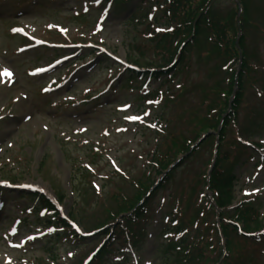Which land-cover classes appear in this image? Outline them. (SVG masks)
<instances>
[{
	"label": "rangeland",
	"instance_id": "rangeland-1",
	"mask_svg": "<svg viewBox=\"0 0 264 264\" xmlns=\"http://www.w3.org/2000/svg\"><path fill=\"white\" fill-rule=\"evenodd\" d=\"M76 1L0 0V68L12 70L14 81L10 88L0 83V179L18 185H34L52 196H62L63 213H71L84 231L90 232L94 229L91 227L104 217L105 211L115 207L111 196H130L135 188L132 182L141 179L142 174L151 168L152 153L168 150L169 133L184 135L183 140L192 138V131L201 123L198 115L204 109L201 99L213 100L217 97L220 90L213 92V86H221L225 76L223 70H216L220 59L216 58L213 47L203 46L200 51L194 48L187 55L168 90L166 84L159 86L160 79L145 82V79L139 78L131 84L125 82V85L119 86L125 73L118 78V82L111 84V78H115V74L121 70L112 65L110 60H105L104 64L97 67L100 58L107 54L120 60L125 59L127 53L139 58L141 53L144 59L150 60L151 31H146V26L150 23L149 16L152 21L156 19L157 24L163 23V8L159 6L162 5L161 1L125 0L127 2L124 4L108 5L112 16L104 24L102 33L93 38H89L92 36L93 24L84 18H74L72 8L76 7L80 13L78 2L82 0ZM212 1L210 11L220 14L221 18L234 10L235 0ZM245 1L248 5V18L244 42L252 72L248 76L236 120L227 129L222 149L231 156L239 155V138L259 146L258 152L246 147L241 157L244 160L242 166L234 170L239 176V182L234 190L233 202L236 204L255 195L254 206H258L259 211L264 213V164L255 168L256 162L264 158V0ZM136 7H139L140 21L145 16L146 23L134 31L136 29L122 26L120 22ZM21 12L26 13L18 18V23L23 24L36 37L65 44L94 41L104 45L96 47L100 50L96 54L87 55L89 51L84 50V62L71 63L62 69L66 72L74 69V76L68 86L52 93L51 97L58 96L59 100L51 99L50 104L46 100L48 97H42L39 93V88L48 78L31 79L26 77V72L52 60L54 52L38 49L32 54L17 57L14 49L20 45L19 42L7 38L14 24L10 20H14V13ZM56 24L66 29L64 35L55 31ZM155 26L154 23L153 30ZM70 51L72 49L59 53L65 55ZM205 52L206 55L209 53L208 57ZM38 57L40 59L37 61ZM143 63L140 61V64ZM108 83L111 89L106 88L108 92L92 104L72 109L70 104L64 102L70 98L67 97L70 91L76 92L73 101L81 102L85 96L103 90ZM85 89L90 92L86 94V91L83 92ZM154 89L168 91V95L164 100L150 103L141 99ZM56 101L59 102L58 107L53 104ZM125 104L127 107L123 109ZM56 112L58 118L53 119ZM130 116H139L141 119H126ZM7 128L8 132L5 133ZM211 150L208 144L202 146L196 156L179 167L166 186L158 190L152 199L145 221L141 223V226L147 228L145 237L138 243L141 264H160L161 254L159 256L154 251L165 242L164 237L156 236L160 229L157 226L161 222L158 221L159 216L168 227L175 221L195 216L197 221L194 227L208 229L212 225L214 219L206 212V197L202 196L207 191L204 175L212 157ZM178 159L181 160L182 156ZM87 166L90 172L85 174L79 170ZM78 170L84 176L77 173ZM89 181L101 188V191L96 189L94 192L93 187L87 183ZM22 194L13 192L7 197L14 203V213L19 208L30 207L34 210L39 206L37 199L27 197L30 194ZM11 212L8 206L0 221L7 220ZM41 215L44 216L43 213ZM16 216L21 217L23 223L30 224L27 226L21 223L16 241L32 230L34 235L42 232L41 237L45 238L51 234V229L38 226L33 229L32 223L37 219L34 212H25L23 216L19 212ZM103 237L98 235L75 243L67 238L54 240L51 256L42 254L41 246L45 244L41 243L42 240L38 241V237L36 241L25 245L24 249L15 251L6 248L0 240V264H80L102 242ZM174 238L169 235L166 240L174 241ZM123 240V235L116 237L112 249L100 258L98 264H134L132 258L122 263L123 254L129 252ZM213 242L215 248L218 247L217 242ZM235 246L246 249L241 250V253L247 258L243 255L240 261L232 255L231 264H264V240L252 245L239 242ZM160 248L162 252L164 249L162 246ZM233 249V254L237 253V248L233 246ZM168 261H173V258Z\"/></svg>",
	"mask_w": 264,
	"mask_h": 264
},
{
	"label": "trees",
	"instance_id": "trees-1",
	"mask_svg": "<svg viewBox=\"0 0 264 264\" xmlns=\"http://www.w3.org/2000/svg\"><path fill=\"white\" fill-rule=\"evenodd\" d=\"M167 1L169 5V15L171 16V21H175L174 28L168 34L160 35L155 40L154 53L159 55L161 59H158L157 63H160L157 67H167L171 61L177 55V50L180 46L185 43L182 50V55L180 62L185 60V54L188 52V49L197 47L198 45L207 44L208 39L213 45V52H217L219 57L223 59L222 62H227L238 60L240 52L242 55V65L238 77V91L236 93L232 110L234 116V110L239 107L243 96V86H242V76L246 75L249 71L248 69V56L244 48V39L240 37L238 45L235 44V39L237 36V24L239 23L241 32L244 30L246 20H247V10L248 6L246 3H242L243 14L236 21V10H231L226 13L223 18H221L217 13H212L210 11V2L209 0H164ZM131 23V22H130ZM133 24V23H132ZM130 24V25H132ZM135 27L136 25H132ZM218 57V56H217ZM134 63H137V60H132ZM217 70V67H216ZM235 76V71L230 74V84H228L225 92V99L222 102L223 107L228 105V96L233 92L234 82L232 81ZM219 86H213L212 91L216 92ZM225 89V90H226ZM224 90V91H225ZM206 110L207 115H210L212 111H215V108L218 107L219 103L210 102ZM222 111L219 109L215 111L211 116L205 118L201 122L198 131L195 133L194 139H197L200 133L207 132V130L216 131L219 125ZM229 115V114H228ZM229 116H226L224 121V126L221 129L219 136V146L222 147V142L224 139V133L226 131V126ZM193 139V140H194ZM211 138L209 137L205 143L209 142ZM189 152V144L186 143V140H183L181 137H174L170 139V148L164 154H156L153 157L154 162L156 163L157 168L155 172H163L169 165L173 163L174 158L182 153L188 154L187 157L182 161H187L194 152ZM181 162V163H182ZM229 163V158L226 153H218L215 167L210 176V190L213 193L214 202L218 208L223 209L219 213L218 217L220 219V228L223 233V236L226 240V249L227 254L236 256V254H241V250H244L240 247H236L235 244L241 242L237 240L238 231L237 229L224 222L228 220L231 222H238L242 226V232L245 234H253L255 232L261 231L264 229V221L261 219L260 214L251 206H248L246 203L238 205L236 208L228 211L226 210L229 205L232 204L234 199L233 197V187L235 177L232 171L233 162L229 167H226ZM168 176H171L169 173L165 177V182L168 180ZM138 190L131 199H123L116 197L118 202V210L113 212L114 214H125L130 211L133 212L131 216L136 218L142 213V206H138L137 202L144 200L145 196L151 188V181L149 177H145L144 181L139 180ZM148 200H144V203ZM110 212L107 213L105 219L110 220ZM129 220V218H128ZM106 221V220H105ZM131 222V221H129ZM100 225V224H99ZM181 228H178L176 231H180ZM183 230V229H182ZM201 228L197 229L194 232V235L190 238V241H186L185 238L181 239L179 243L168 245L165 253L163 264H216L219 261L222 253L218 248V251L209 244L211 236L208 233L209 230L204 229L202 232ZM217 236L216 231L214 230L212 236ZM246 244V241H243ZM237 248V253L233 254L234 249ZM230 257V256H229ZM170 258H173V261H168ZM227 258L223 259L221 264H227Z\"/></svg>",
	"mask_w": 264,
	"mask_h": 264
},
{
	"label": "snow or ice",
	"instance_id": "snow-or-ice-1",
	"mask_svg": "<svg viewBox=\"0 0 264 264\" xmlns=\"http://www.w3.org/2000/svg\"><path fill=\"white\" fill-rule=\"evenodd\" d=\"M13 31H22V30H18V29H14ZM45 69H37L36 71H44ZM12 72L7 69V68H0V83H4V82H10L12 79ZM147 115V113L145 114ZM126 119H130V120H138L141 119V117L136 116V117H126Z\"/></svg>",
	"mask_w": 264,
	"mask_h": 264
}]
</instances>
